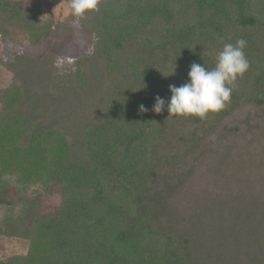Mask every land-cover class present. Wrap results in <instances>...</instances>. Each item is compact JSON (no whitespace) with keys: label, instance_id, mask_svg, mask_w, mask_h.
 <instances>
[{"label":"trees","instance_id":"16d2710c","mask_svg":"<svg viewBox=\"0 0 264 264\" xmlns=\"http://www.w3.org/2000/svg\"><path fill=\"white\" fill-rule=\"evenodd\" d=\"M232 13L240 26L259 23L253 0H101L81 19L92 48L73 68L50 50L7 61L0 171L30 169L44 191L0 185V205L20 208L0 233L32 241L0 264H264V53L234 34ZM40 15L0 0V33L24 28L36 44L70 33ZM240 38L250 68L230 103L205 120L169 117V86L188 81L193 63L213 69ZM49 193L60 198L53 210Z\"/></svg>","mask_w":264,"mask_h":264},{"label":"rangeland","instance_id":"374dc122","mask_svg":"<svg viewBox=\"0 0 264 264\" xmlns=\"http://www.w3.org/2000/svg\"><path fill=\"white\" fill-rule=\"evenodd\" d=\"M24 7H31L32 5H38L41 8L40 23L42 25L47 24L54 26L57 22H64L70 28V33L62 38L53 39L45 38L40 44H36L30 37L29 31L17 26L6 27V33H0V90L8 88L12 83L13 74L7 67V61L13 59V57L19 53H26L32 56H40L46 51H53L58 56L57 65L61 68H73V61L79 56L80 52L91 50L94 30L85 25V22L81 19L71 15L69 8V0H21ZM262 1V0H261ZM259 0H253V11L260 13L259 23L250 26H240L237 24L235 13H232L230 26L234 28L236 36H245L250 38L251 44L255 48L261 49L264 53V3ZM227 23V22H226ZM211 35L217 34L215 31L208 32ZM206 44L210 47L216 48L220 45L222 40L216 38ZM205 43V42H204ZM66 64V66H65ZM255 68V66H254ZM0 105L1 102H0ZM248 106H245L246 110ZM237 114L232 117H237ZM232 119L230 116L227 120L230 122ZM226 120V121H227ZM227 121V122H228ZM6 133V130H5ZM184 136L180 137V140ZM177 138V137H176ZM178 140V138H177ZM178 142V141H177ZM174 144V143H173ZM177 145V144H174ZM227 166V165H222ZM232 167V166H231ZM235 167V166H234ZM30 170V169H29ZM29 170L24 171L13 165V169L2 168L0 171V185H9L11 188L22 190L24 193L31 195L32 192L38 190L39 193H43V184L38 177L33 174H28ZM20 177V178H19ZM198 180V177L195 178ZM152 183V175L149 173L147 177V184ZM222 183V182H221ZM229 185H223L226 188ZM207 183H204L205 186ZM222 186V185H220ZM14 197V193H12ZM11 195V196H12ZM46 195V196H45ZM44 206L48 210H53L58 206L59 196L45 194ZM207 194H201L200 198L204 199ZM10 197V196H9ZM11 198V197H10ZM12 199V198H11ZM13 200V199H12ZM210 199H206L205 205L209 206ZM18 206H5L0 205V227L4 224L6 217H14L20 212ZM6 218V219H7ZM174 238V237H173ZM32 241L30 238L23 236H11L0 233V262H8L15 256H26L30 253Z\"/></svg>","mask_w":264,"mask_h":264},{"label":"clouds","instance_id":"9594fccd","mask_svg":"<svg viewBox=\"0 0 264 264\" xmlns=\"http://www.w3.org/2000/svg\"><path fill=\"white\" fill-rule=\"evenodd\" d=\"M101 0H69L71 15L85 19L89 13L98 12ZM247 41L237 39L235 44L223 45L216 57V65L208 69L193 63L188 73V81L179 87L170 85L172 93L167 102L169 117H198L207 119L210 113L222 111L231 101L235 82L242 78L250 68V61L245 54ZM153 111L160 114L165 108V100L157 96ZM140 112L148 111L140 105Z\"/></svg>","mask_w":264,"mask_h":264}]
</instances>
